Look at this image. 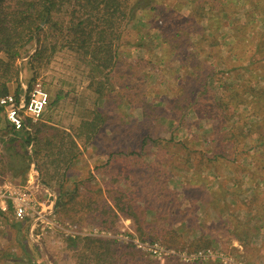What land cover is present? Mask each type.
<instances>
[{
    "label": "rangeland",
    "instance_id": "1",
    "mask_svg": "<svg viewBox=\"0 0 264 264\" xmlns=\"http://www.w3.org/2000/svg\"><path fill=\"white\" fill-rule=\"evenodd\" d=\"M131 1L139 8L105 96L68 49L51 45L34 68L29 46L15 63L11 92L43 83L40 120L81 153L64 180L58 162L41 178L0 173V186L36 180L43 215L0 216V264H264V0ZM220 82H240L246 101L228 120ZM97 113L91 135L83 124Z\"/></svg>",
    "mask_w": 264,
    "mask_h": 264
},
{
    "label": "trees",
    "instance_id": "2",
    "mask_svg": "<svg viewBox=\"0 0 264 264\" xmlns=\"http://www.w3.org/2000/svg\"><path fill=\"white\" fill-rule=\"evenodd\" d=\"M138 8V3L131 0H0V97L11 93L10 84L17 82L20 75L15 63L27 57L29 46L34 48L29 56L32 67L38 68L46 60L45 53L51 45L53 54L59 49H68L78 55L88 68L89 87L99 97L105 96L112 90L110 71L117 61L119 42L121 46V42L126 41L130 21ZM49 26L54 44L50 37L44 38L45 28ZM239 83L220 82L217 89V102L226 114V120L231 105L239 108L246 102L238 91ZM3 112L0 107V117ZM101 117L97 113L94 121L84 122L83 126L91 135L98 128L95 121ZM0 143L5 152V156L0 154V162L4 166V170L0 167V173H8L5 170L8 167L9 173L16 176L20 174L18 177L27 173L32 161L36 164L40 178L58 162L61 174L56 175L64 180L69 164L77 160L81 153L78 141L72 134L52 128L41 120L34 122L27 119L20 130L7 122L0 134ZM30 146L32 152L28 150ZM17 163L21 164L19 169ZM58 185L61 188L59 195L64 194V184ZM74 187L79 189L78 184ZM63 204L60 199L59 207ZM121 210L125 213L123 208ZM3 215L6 214L0 213V216ZM28 219L15 220L23 223ZM20 226L16 224V227Z\"/></svg>",
    "mask_w": 264,
    "mask_h": 264
},
{
    "label": "built area",
    "instance_id": "3",
    "mask_svg": "<svg viewBox=\"0 0 264 264\" xmlns=\"http://www.w3.org/2000/svg\"><path fill=\"white\" fill-rule=\"evenodd\" d=\"M23 96L18 98L15 93H10L0 97V107L4 110L6 120L16 130L22 129L27 119L34 122L40 120L50 101V93L41 82H36ZM33 183L29 181L26 185H14L7 182L0 186V213H12L17 221H23L33 213L42 217V212L36 208L37 203H42L37 200ZM48 207L53 210L54 204Z\"/></svg>",
    "mask_w": 264,
    "mask_h": 264
},
{
    "label": "crops",
    "instance_id": "4",
    "mask_svg": "<svg viewBox=\"0 0 264 264\" xmlns=\"http://www.w3.org/2000/svg\"><path fill=\"white\" fill-rule=\"evenodd\" d=\"M12 93V92H11ZM4 113V112H3ZM4 115V117H5V113L3 114ZM6 118V117H5ZM29 170H30V172H34V173H37V174H39L38 173V170H37V168H36V164L32 161L31 162V164H30V167H29ZM36 180H31L30 182L31 183H33V182H35Z\"/></svg>",
    "mask_w": 264,
    "mask_h": 264
}]
</instances>
